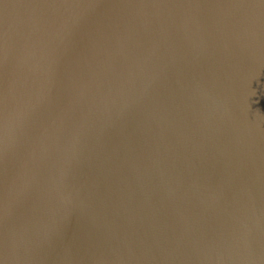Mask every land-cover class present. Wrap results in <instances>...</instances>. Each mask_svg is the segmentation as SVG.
I'll return each mask as SVG.
<instances>
[{
	"label": "water",
	"instance_id": "obj_1",
	"mask_svg": "<svg viewBox=\"0 0 264 264\" xmlns=\"http://www.w3.org/2000/svg\"><path fill=\"white\" fill-rule=\"evenodd\" d=\"M0 264H264V0H2Z\"/></svg>",
	"mask_w": 264,
	"mask_h": 264
},
{
	"label": "bare ground",
	"instance_id": "obj_2",
	"mask_svg": "<svg viewBox=\"0 0 264 264\" xmlns=\"http://www.w3.org/2000/svg\"><path fill=\"white\" fill-rule=\"evenodd\" d=\"M3 58H5V60L7 59V57H6V56H4ZM5 60H3V62H6ZM3 118H4V116H3Z\"/></svg>",
	"mask_w": 264,
	"mask_h": 264
},
{
	"label": "snow or ice",
	"instance_id": "obj_3",
	"mask_svg": "<svg viewBox=\"0 0 264 264\" xmlns=\"http://www.w3.org/2000/svg\"><path fill=\"white\" fill-rule=\"evenodd\" d=\"M0 2H2V0H0Z\"/></svg>",
	"mask_w": 264,
	"mask_h": 264
}]
</instances>
